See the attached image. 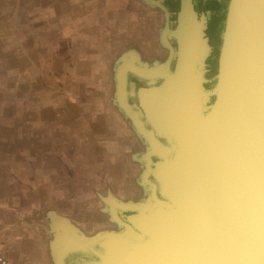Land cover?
<instances>
[{
    "label": "water",
    "instance_id": "water-1",
    "mask_svg": "<svg viewBox=\"0 0 264 264\" xmlns=\"http://www.w3.org/2000/svg\"><path fill=\"white\" fill-rule=\"evenodd\" d=\"M235 2L220 0L209 30L198 22L210 11L189 0V30L177 2L160 33L165 63L128 76L145 74L154 97H138L152 132L133 119L147 193L105 209L120 232L87 238L66 223L78 246L64 249L92 256L84 264H264V0H242L233 19ZM52 233L55 262L63 232Z\"/></svg>",
    "mask_w": 264,
    "mask_h": 264
},
{
    "label": "rangeland",
    "instance_id": "rangeland-1",
    "mask_svg": "<svg viewBox=\"0 0 264 264\" xmlns=\"http://www.w3.org/2000/svg\"><path fill=\"white\" fill-rule=\"evenodd\" d=\"M93 1L95 0H88L86 5L95 9V5H92ZM78 2L84 3L83 0H0V220L9 219L8 214L10 215V212L14 210L15 217L17 215L16 220H23L36 225L37 232L41 234L43 232L41 226L44 224L47 231H52L49 223L53 225L58 233H60V229L56 226H60L63 233L73 234L66 227L67 223L76 226L85 236L92 237V235L101 231L119 232L120 230L117 231L118 227L114 224V220L109 217L106 211L117 206V203L140 202L143 198V192H147V187L141 184L139 175L143 170L144 161L142 160L146 157L145 153L149 147L147 140L139 131L140 129L135 126L133 117L131 121L127 119L122 109V103L119 100L121 98L120 74L122 66L125 65V62H129L138 71L146 67H156L165 63L168 49L160 42L162 28L159 32L157 54L150 56V54L143 52L138 58L137 52L131 50L132 53L129 54L128 52L122 60V55L125 52L122 55L120 53L127 48V45L121 44L111 48V44H108V36H103L104 30H100L98 22L82 21L85 14L88 13L78 16L73 13L78 6ZM168 3L173 9H176L174 7L175 2L169 0ZM86 5L84 4L83 11L87 8ZM198 7L202 10H210L215 9L216 4L208 3L205 6L198 5ZM149 10L155 15L160 13V10ZM115 32L117 36L119 32ZM112 37L115 36L112 34ZM85 40L91 42L92 46H90L89 51L96 59H98L101 49L111 48V51L117 50L113 53L116 58L111 60L113 69H111L110 74L111 79L113 76L114 80L112 104L111 101L107 103L114 111L118 110L122 114L121 116L126 120V125L131 124V130L135 133L137 139V146L135 148H124V151L127 152L126 160L123 157L122 160H99L98 150H91L92 152L80 148L76 150L78 154L74 159H71L73 161L77 160L76 165L72 161L73 170L81 167L79 165L81 164L80 157L81 155L82 157L85 156L90 162L86 167H88L90 176L93 174L94 179L91 194L84 197V199L82 198L83 203L79 204L77 208V215H75L78 217L77 223L66 216H55L54 211L49 210L53 209L51 204L44 205L47 198L39 196L36 189L37 185H40L37 181L38 177L32 174L34 179L30 180V173L27 174L26 172L24 174L22 167L25 166L23 165L24 162H34L35 164H29L30 167L34 168L37 167V160H48V157L49 160L53 159L55 153L53 145L55 144L42 151L43 148L37 147L34 142V138L40 136V129L36 126L41 125V122L38 121L39 118L43 117L42 111L45 112L44 109H47L45 113L47 120H50L49 123H54L59 119L57 123L62 122L73 125L76 122L79 124V121L82 120L80 110H83V106L80 102L68 99L67 92L70 93L72 88L70 85H65V82L71 77L84 80V83L75 84L79 92L80 89H84L85 82L87 85H93V77L91 78L88 75L93 71H89L87 60L88 57L91 59L92 56L89 52H84L81 46ZM79 61L84 64V70L77 68L79 65L76 62ZM92 62L94 65L95 61L93 60H90L89 63ZM92 67L95 68L96 66ZM73 73L75 76H73ZM96 88L101 87L96 86ZM88 92L95 96L100 91ZM42 93H47L45 104L41 103ZM55 94L57 96L61 94L63 96L62 100L65 101L60 108L65 110L61 116L58 113L59 110L56 112L57 98ZM94 100L99 101V98L95 97ZM89 103L94 102L90 100ZM74 104L80 109L79 113H75L74 109L76 107ZM66 118L70 119L67 120ZM99 138L96 137V139ZM73 151H75V148L71 149V155H74ZM56 154L60 156L59 153ZM143 154L145 155L143 156ZM140 156L143 158H140ZM123 166H125V179L121 177L118 180L116 175L121 173ZM77 176L79 177V174ZM80 182L81 185H84L86 183L85 178ZM58 199L61 200L60 205L65 206L63 209L68 211V205L73 202L74 197H67L66 200L57 197L56 202ZM85 202L88 203L85 204ZM20 208L22 210L17 211ZM51 212L54 214H50ZM62 218L68 219L71 223ZM85 220H88V222L84 223ZM46 223L48 224L46 225ZM70 241L72 244L78 245L74 240L70 239Z\"/></svg>",
    "mask_w": 264,
    "mask_h": 264
},
{
    "label": "crops",
    "instance_id": "crops-1",
    "mask_svg": "<svg viewBox=\"0 0 264 264\" xmlns=\"http://www.w3.org/2000/svg\"><path fill=\"white\" fill-rule=\"evenodd\" d=\"M83 1L84 3L78 2L79 7L77 6L73 13H76L77 16L88 13L85 14L82 21L89 20L92 22H98L100 24L98 26L100 30H104L103 36H108V44H111V48L117 47L121 44L127 45V48L120 53L122 55L125 52L122 55V60H124V57L128 52L129 54L132 53L131 50L137 52L138 58L143 52L150 54V56L157 54L159 32L163 28L165 21L163 18V12L161 14L162 10L158 6L148 0H95L92 3V5H95V9H93L92 6L88 7L86 5L88 0ZM84 4L87 8L83 11L82 8ZM149 9L160 10V13L155 15ZM115 31L119 32L117 36ZM112 34L115 37H112ZM81 46L84 49V52L87 51L90 56H92V52L89 51L90 46H92L91 42L85 40ZM111 48L101 49L102 52L99 51L98 59L93 56L91 59L90 57L87 58L89 71H93L88 73L91 78L93 77V85H87L85 82L87 86L84 84V89H80L79 92L76 89L77 87L75 84L84 83V80H78L77 77H71V79L65 82V85H70L72 88L70 93L67 92L68 99L80 102V104H82L81 106H83V110H80L74 104L76 107L74 109L75 113H79V110L82 112V115L80 116L82 120L79 121V124L77 122L73 125L64 124L62 122L57 123L59 119H57L58 121H54V123H49L50 120H47L45 113L47 109H44L45 112L42 111L43 117L39 118L38 121L41 122V125L36 126L40 129V136L34 138V142L37 147L43 148L42 151L55 144L53 145L55 147L53 159L49 160L50 158L48 157V160H37V167L34 168L29 166L31 163L30 161L24 162L23 165L25 166L22 167V172H24V174L26 172L27 174L30 173V180L34 179L32 178V174H35L38 177L37 181L40 185L38 184L36 189L39 192H37L39 196L47 198L44 205L51 204V208L53 209L49 210L54 211L55 216H66L77 223L78 217L75 216L77 215V208L79 207V204L81 205L83 203L84 197L91 194L90 191L92 190L94 179L92 177L93 174L90 176L88 167H86L90 162L85 156H83L84 158L82 155L80 157L81 164L79 165H81V167L79 169L74 168L73 170V160L71 159H74L76 154H78L76 150L79 148L90 151L98 150L97 152L100 154L97 155L99 160H122V157L126 160L127 152L124 151V148H135V146H137V139L135 133L131 130V124L126 125V120L121 116L122 114H120L118 110L114 111L112 107L108 105V101H111L112 104V95L114 93V80L113 76L111 79L110 74V72H112L111 69H113L111 60L116 58V56H113V53L117 51H111ZM90 60L95 61L94 65L93 62L89 63ZM76 64L79 65L77 68L85 69V66L81 61L76 62ZM92 66L96 67L93 68ZM85 73L87 74V72ZM73 76H75L74 73ZM96 86L101 88L97 89ZM96 90L100 92L99 94H95V96L91 92H88H96ZM42 94L41 103L45 104L47 101V98L45 97L47 93ZM55 96L57 98H55L57 105L56 112L59 110L58 113H60L61 116L65 110L60 108L65 101L62 100L63 96H61V94L58 96L55 94ZM95 97H98L99 101H93V98ZM90 100L94 103H89ZM66 119L69 120L70 118ZM96 137L100 138L96 139ZM73 148H75V151H73L74 155H71L70 151ZM103 149L104 151L102 152ZM56 153H59L60 156H57ZM74 161L73 164L76 165L77 160ZM31 164L35 163L32 162ZM124 171L125 166H123L121 173H117L116 176H118V180L121 179V177H124L125 179L126 173ZM78 174L79 177H76ZM83 178H85L86 183L81 185L80 180L82 181ZM57 197L65 200L67 197H74L73 202L68 205V211L63 209L65 206L62 207V205H60L61 200L59 201L58 199L56 202ZM87 203L88 202H85V204ZM13 208L15 207L13 206ZM21 210L22 209L20 208L17 211ZM13 211L10 212V215L8 214L9 219L0 220V258H3V260L6 261V264H61V260L60 258H57V256L61 257V251L64 252V247L62 246H69L67 243L63 244L65 236L70 238L68 233H63L64 237H62L61 233L63 231L60 226H56V228L60 229L59 232L62 239L57 246L56 251L55 246H53V252H55L54 256L56 254V260L54 262L50 251V244L53 240L51 234L52 231H47L44 226L45 222L43 223L44 225L41 226L43 230L41 234L37 232V229L35 228L37 227L36 225L23 220H16L17 215L15 217V212ZM86 222H88V220L84 221V223ZM47 224L48 223H46V225ZM49 227L52 230L53 225L49 223ZM68 238H65L66 242Z\"/></svg>",
    "mask_w": 264,
    "mask_h": 264
},
{
    "label": "bare ground",
    "instance_id": "bare-ground-1",
    "mask_svg": "<svg viewBox=\"0 0 264 264\" xmlns=\"http://www.w3.org/2000/svg\"><path fill=\"white\" fill-rule=\"evenodd\" d=\"M148 1L152 2L153 4H155L156 6H158L163 11V13H164V20H165L166 12L169 14V10H167L168 8L165 5L162 4L161 0H148ZM180 1L182 3V12L184 13V16H186V19H187L186 20V24L187 25H186L185 28L190 30L189 20L187 18L188 16L186 15L187 13H190L189 5H188L189 0H180ZM180 1L178 0V2H180ZM219 2H220V0H219ZM241 2H242V0H236L234 8H232L230 10V13L233 14V16H232L233 19H236V17L239 15V13L241 11ZM194 3L196 4L195 0H194ZM196 5L193 4V10L197 14L200 13V14L204 15L203 10L198 11L196 9ZM178 6H179V3H178ZM200 14H198V15H200ZM205 17L206 18H203L201 22H198L200 27H204L205 26L207 28V16H205ZM193 30L195 31L196 29L193 28ZM117 64L114 67V75H115V72H116ZM133 68H135V67L132 64H130L129 62L128 63L125 62V65L122 66L121 74H120L121 75V89H120L121 90V98L119 100H121L122 109L124 110V115H125V117L127 119H129L131 121V119L133 117V119L136 120V123H137V121L138 122H142L143 124H145L147 126V128L149 129V131L152 132L153 127L150 128V126L147 125V122L148 121L145 120V118H144V117H149L151 115L149 113H147V111H144L145 109L143 110V108L138 105V97L145 98V99H150L151 98V100H152V98H154L153 97V93L150 91V88L143 86V84L147 83V82L143 81L144 80L143 77L145 76V74H142V75H139V76L137 74H134L135 79L133 77H128V76H130V74H133V71H134ZM127 77H128V81H127ZM135 81L138 82L141 85L140 86H137ZM138 87H140V89L142 91V92L139 93V95L136 92V90L138 89ZM148 89H149V91H150L151 94L148 92ZM115 106H116V104H115ZM150 122H152L151 119H150ZM137 126L139 128V125L138 124H137ZM146 126H145V128H146ZM140 131L142 132L141 129H140ZM144 199H145V197H143L141 201H143ZM112 210L116 212V210H119V209H118L117 206H114L112 208ZM50 214L53 215L54 213L51 212ZM56 218H60V217H56ZM62 219L66 220V221H69L68 219H65V218H62ZM70 226L73 227L74 229H76L77 231L79 230L73 224L70 225ZM53 229L54 228L52 227V231H53ZM122 229L123 228H121L120 231ZM54 230L56 232V229H54ZM51 234H52V239H53V233H51ZM70 234L71 233H68V236ZM58 235L60 236L59 233H58ZM82 235L84 237H87L83 233H82ZM87 238H90V237H87ZM70 239L71 238H69L67 240V242H66L68 245L78 246V245L72 244L71 241H70ZM55 244H56V239H55V243H54L53 246H55ZM65 246L68 247L67 245H65ZM65 246H62V247H65ZM59 258L61 260V262H60L61 264H84V262L85 263H88L89 261H91L92 256L85 255V254H75V255H73V253H68L64 249V252L61 251V257H59ZM4 264H5V262H4Z\"/></svg>",
    "mask_w": 264,
    "mask_h": 264
},
{
    "label": "flooded vegetation",
    "instance_id": "flooded-vegetation-1",
    "mask_svg": "<svg viewBox=\"0 0 264 264\" xmlns=\"http://www.w3.org/2000/svg\"><path fill=\"white\" fill-rule=\"evenodd\" d=\"M168 1L169 0H161V2H162V4L163 5H165L167 8H168V10H169V13H171V15H172V13H174L176 10H177V8H178V0L175 2L176 4H177V7H176V9H173L170 5H169V3H168ZM196 2V9L198 10V11H200V10H202L201 8H199L198 7V5H200V6H205L206 4H208V3H214V4H216V8L215 9H210V10H207V11H210V16L208 15L207 16V28H208V30L211 28V26H212V24H213V22H214V20H215V18H216V10H217V8H218V6H219V0H196L195 1ZM206 10H203V12H205ZM136 82V81H135ZM136 85L137 86H140L141 84H139L138 82H136Z\"/></svg>",
    "mask_w": 264,
    "mask_h": 264
},
{
    "label": "built area",
    "instance_id": "built-area-1",
    "mask_svg": "<svg viewBox=\"0 0 264 264\" xmlns=\"http://www.w3.org/2000/svg\"><path fill=\"white\" fill-rule=\"evenodd\" d=\"M3 258H0V264H4V260H2ZM2 261V262H1Z\"/></svg>",
    "mask_w": 264,
    "mask_h": 264
},
{
    "label": "trees",
    "instance_id": "trees-1",
    "mask_svg": "<svg viewBox=\"0 0 264 264\" xmlns=\"http://www.w3.org/2000/svg\"><path fill=\"white\" fill-rule=\"evenodd\" d=\"M174 7H177V4Z\"/></svg>",
    "mask_w": 264,
    "mask_h": 264
}]
</instances>
